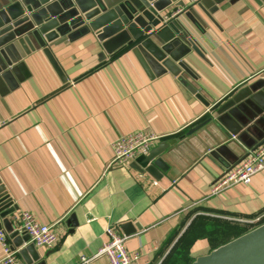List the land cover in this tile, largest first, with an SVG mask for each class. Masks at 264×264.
I'll list each match as a JSON object with an SVG mask.
<instances>
[{
  "label": "crops",
  "instance_id": "crops-1",
  "mask_svg": "<svg viewBox=\"0 0 264 264\" xmlns=\"http://www.w3.org/2000/svg\"><path fill=\"white\" fill-rule=\"evenodd\" d=\"M197 13L200 27L180 17L199 55L184 58L188 71L157 75L131 52L111 59L88 36L51 47L64 80L37 52L0 85V187L17 207L9 220L21 231L29 212L59 238L34 246L37 263L18 255L24 264H109L98 255L108 226L127 237L133 264H191L251 229L224 218L264 214V172L210 193L264 141V0H223L208 17ZM134 133L183 136L163 155L158 180L110 164L112 145Z\"/></svg>",
  "mask_w": 264,
  "mask_h": 264
},
{
  "label": "water",
  "instance_id": "water-1",
  "mask_svg": "<svg viewBox=\"0 0 264 264\" xmlns=\"http://www.w3.org/2000/svg\"><path fill=\"white\" fill-rule=\"evenodd\" d=\"M222 1L0 0V85L10 86L17 70L24 68V60L37 52L45 56L64 80L51 47L88 36H92L111 59L131 52L142 66H149L157 75L173 74L178 69L188 71L191 68L184 58L191 52L198 53L192 34L180 17L185 16L193 25L200 27L203 20L197 10L208 17ZM170 6L180 9V12L165 21L161 14ZM155 38L160 44L153 42ZM182 139L183 136L160 141L147 154L131 161L130 167L158 180L160 176L156 169L162 172L167 169L163 155ZM0 191V229L3 227L13 240L12 249H19L18 255L25 258L34 251V245L23 230H15L9 217L17 207L1 187ZM31 255L37 263V256ZM191 264H264V223L208 254L196 257Z\"/></svg>",
  "mask_w": 264,
  "mask_h": 264
},
{
  "label": "built area",
  "instance_id": "built-area-1",
  "mask_svg": "<svg viewBox=\"0 0 264 264\" xmlns=\"http://www.w3.org/2000/svg\"><path fill=\"white\" fill-rule=\"evenodd\" d=\"M168 18V17H166ZM233 139H236L233 137ZM162 141V138L151 134H128L119 138L113 145V158L110 164L127 165L140 155L147 154L154 144ZM264 172V141L255 149H246L241 161L232 169L221 175L211 186L212 196L222 193L232 186L247 185L251 178ZM233 224L254 228L264 223V214L253 218H224ZM55 225L38 224L29 212H22L19 217V230H23L29 237V242L35 247L52 248L58 243V235L55 233ZM107 242L99 250L98 255L104 256L109 264H133L138 254H128L125 243L127 237L123 236L113 226H108L105 231ZM0 245L3 257L0 264H24L18 258V251L13 250L0 233ZM88 260L80 258V264Z\"/></svg>",
  "mask_w": 264,
  "mask_h": 264
},
{
  "label": "rangeland",
  "instance_id": "rangeland-1",
  "mask_svg": "<svg viewBox=\"0 0 264 264\" xmlns=\"http://www.w3.org/2000/svg\"><path fill=\"white\" fill-rule=\"evenodd\" d=\"M234 225H236V224H234ZM234 225H229V226H234ZM235 228V227H234ZM236 230V229H235Z\"/></svg>",
  "mask_w": 264,
  "mask_h": 264
}]
</instances>
